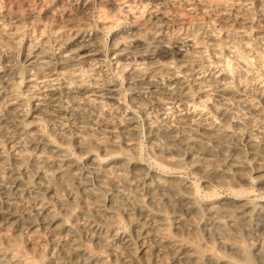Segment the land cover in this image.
<instances>
[{
    "label": "bare ground",
    "instance_id": "bare-ground-1",
    "mask_svg": "<svg viewBox=\"0 0 264 264\" xmlns=\"http://www.w3.org/2000/svg\"><path fill=\"white\" fill-rule=\"evenodd\" d=\"M153 2L110 42L128 109L71 12L88 1L33 28L12 16L23 73L0 20V264H264V195L247 199L264 193V0ZM137 112L162 172L123 155L138 153ZM184 167L234 197L169 175Z\"/></svg>",
    "mask_w": 264,
    "mask_h": 264
},
{
    "label": "rangeland",
    "instance_id": "rangeland-1",
    "mask_svg": "<svg viewBox=\"0 0 264 264\" xmlns=\"http://www.w3.org/2000/svg\"><path fill=\"white\" fill-rule=\"evenodd\" d=\"M12 1H14V2H12ZM60 1H62V2L60 3L59 0H57V1L56 0H54V1H52V0H39V1L38 0H6V1L5 0H0V5H1L0 6V20L1 21L3 20L2 22L4 24V26H3L4 27V31L6 30L5 31L6 34L14 35V36H16V39L18 38L17 39L18 40V42H17L18 45H17L16 49H14V51H13V57H14V59L16 61V65H17L18 69L20 70V72L23 73V71H22L23 70V65H22L21 61H22L23 48L25 47V44H26V35H25L26 34V30H23V31L17 32V33H13L12 25L10 23V22H12L11 21L12 16L14 17V16L17 15V16H20V17H22L24 19H31L32 28H33V27L38 26V25L43 23V21L45 20L44 16L46 15L47 12H49V13H54L55 12L54 14L57 17L61 18L65 14V12H68L67 10H69V11L71 10V9H68V7H67L68 4L79 3L80 0H76V1L75 0H60ZM85 1H88V3H89L88 9L86 11L87 15H85V16H83L82 14L78 15V13H75L72 10H71V12L74 13V15L78 19H82V20L86 21V23H88V25H89V28L91 30L97 32L98 35L100 36V40H101V48H100V50H101V54H102V59H103V61L105 63V69L109 72L110 76L118 83L119 91H120V102L123 104V106L126 109H128L129 108L130 95H129L128 91L126 90L124 80H123V78L120 75H117V73L115 71H113V69H112V67L110 65V51H111L110 50V44H111L110 42H112L114 34L118 33L120 26L129 20V17H130V19L132 17H135V19H137V20L146 19L148 17V15H149V12L151 11V8H153L152 6L155 5V4H154V2L152 3V0H148V1L147 0H142V1H140V0L139 1L138 0H120V1L119 0H85ZM146 1H147V4H146ZM144 2H145V5H144ZM26 4H27V8H26ZM36 4H37L38 8L36 7ZM150 4H152V5H150ZM56 6H57V8H56ZM140 6H141V8H140ZM24 7H25L26 10L24 9ZM101 7H102V9H101ZM138 7H139V9H138ZM51 8H53V9L51 10ZM131 10L134 12V14H133V12ZM127 11H128V13H127ZM138 11L141 13V15H140V13ZM143 12H144V15H143ZM101 13H104V14L106 13L105 15L111 17V21H112L113 24H112V27L110 29H107L104 26H102L101 19L99 18ZM3 14H5V15H3ZM88 14H89V16H88ZM135 14H137V16H133ZM28 15H30V16H28ZM140 17H142V18H140ZM125 19H126V21H125ZM34 20H35V22H33ZM202 23L204 24V27L206 29L207 28L213 29V26L211 24L207 23V21H204ZM191 24L194 25V23H191ZM191 24H189V26H193ZM208 24L210 25V27L208 26ZM205 25H207V26H205ZM178 26L179 27H177L176 25L168 26L169 29H168V27H166L164 29V32L166 31L165 33L167 35L176 36V35H178L181 32V26L180 25H178ZM149 27L152 28V29H156L158 26H157V24H152ZM184 27H186V25ZM184 27H182V28H184ZM110 32H112V33H110ZM10 33H12V34H10ZM217 33L218 32L216 30L214 32V34L218 36ZM23 35H25V36H23ZM108 38H109V40L107 42ZM107 56H109V57H107ZM225 71H228V69H226ZM18 95H19V91H18ZM25 102H26V107H27L26 111L29 112L30 111V107H29V105H27L28 100L26 99ZM136 114L138 115V119H139V122H140V129H139L140 136H139V141H138V145H137L138 146V148H137L138 153H137V155L135 157H131L129 154H127L125 152L123 153V155L126 156L130 160L142 163L143 165H145L147 168H149L152 171L162 172V170L155 164V162L152 160V157L149 154L147 139H146L145 134H144L143 122H142V119H141V113L137 112ZM69 150L71 152L74 151L72 147H69ZM79 160L81 162H83V160L81 158ZM169 175L174 176L176 178L189 180V181L195 183L198 186L200 184L204 183L207 186H209L212 190L216 189V192L219 193L222 196L234 197V195L232 193H230L229 191H227L225 189H220V187L217 186L213 181H211L209 179H204V178H201V177L197 176L192 171H190V169H188L186 167H184L182 169H179V170H176V171H171ZM225 193H227V194H225ZM254 195L259 197V196H263L264 193H262V191H260V192L257 191V193H253V194L250 193L249 195H247L248 197L247 196L246 197L249 200H253L255 198ZM122 227H123L124 232L131 238V242H133V246H134L135 250L138 251L139 245H138L137 242L134 241L131 229L127 226V224L125 222H123Z\"/></svg>",
    "mask_w": 264,
    "mask_h": 264
}]
</instances>
